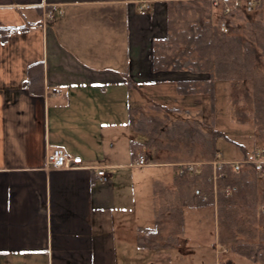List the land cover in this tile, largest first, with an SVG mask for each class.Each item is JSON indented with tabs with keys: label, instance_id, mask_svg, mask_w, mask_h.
<instances>
[{
	"label": "crops",
	"instance_id": "1",
	"mask_svg": "<svg viewBox=\"0 0 264 264\" xmlns=\"http://www.w3.org/2000/svg\"><path fill=\"white\" fill-rule=\"evenodd\" d=\"M164 8L165 0L149 11L136 0H0V264H132L151 250L171 263L172 251L188 244L187 210L213 209L184 207L175 247L139 242L140 230L156 226L164 190L192 162L154 153L132 124L145 109L132 102L135 84L171 88L175 103L186 97L175 82L154 80L151 44L165 35ZM135 142L149 165L135 164ZM55 150L82 157L84 167L47 168ZM156 166L172 170L153 181L147 223L131 224L132 193Z\"/></svg>",
	"mask_w": 264,
	"mask_h": 264
},
{
	"label": "trees",
	"instance_id": "2",
	"mask_svg": "<svg viewBox=\"0 0 264 264\" xmlns=\"http://www.w3.org/2000/svg\"><path fill=\"white\" fill-rule=\"evenodd\" d=\"M164 12L165 35L151 44L154 80L175 82L179 95L212 98L219 81H250L253 120L264 148V0L256 1L251 9L242 5L228 13L223 6L213 7L211 0H165ZM148 111L137 120L132 116L136 129L148 134L150 141L163 133L157 136L156 146L167 140L170 148L190 157L198 153L203 158L194 162L203 165L199 172L177 173L175 189L164 190L167 202L158 210L156 226L140 230V244L157 250L175 247L184 231V207H214L219 243L264 264V210L260 209L264 173L259 174L254 164H244L239 171L227 164L225 176L215 181L211 162L219 152L217 139L225 136L223 132L210 129L198 118L170 120L173 109L159 104L149 105ZM163 112L166 115L160 116ZM139 144L142 149L132 148L135 157L144 151V144ZM228 187L232 188L229 194Z\"/></svg>",
	"mask_w": 264,
	"mask_h": 264
},
{
	"label": "rangeland",
	"instance_id": "3",
	"mask_svg": "<svg viewBox=\"0 0 264 264\" xmlns=\"http://www.w3.org/2000/svg\"><path fill=\"white\" fill-rule=\"evenodd\" d=\"M144 88L140 84L133 86L132 102L138 103L139 99V104L145 107V109L143 108V110H139L135 114L136 120L140 118L141 113H151L148 110L152 101H159L164 104L170 103L171 105H176V107L183 108L182 111L170 112V120L198 118L210 129H217L223 132L225 136L217 139V146L219 152L226 159H240L245 153L251 155L254 150L263 145V142L257 136L258 128L253 120V86L250 81L217 82V89L213 98L210 95H189L182 97V99L178 98L176 103L170 97L172 94L171 88L159 91H149L144 90ZM159 115L165 116L166 114L163 112L159 113ZM158 135L156 134L150 141L151 146L154 147H152L154 153L155 151H164L162 154L164 157L167 153L166 151H168L182 160L192 162L202 160L203 157L198 153L190 157L183 150L176 151L174 148H170L167 140H164L161 146H156L155 143L159 140L157 138ZM162 135L163 133L158 137L161 138ZM146 137L147 135L142 133V141ZM162 147H165V149L161 150ZM244 149L246 152L243 151ZM155 158L152 155L150 163L157 161ZM156 167L152 169L156 174L154 179L142 181V186H136L132 193V196L136 198V202L132 205L131 224L139 219L142 223H147L146 221L149 219L147 214L151 215V212L150 210L148 211L146 206L150 207L152 204L153 181L158 177H162L161 175L165 173V170H172L165 167ZM145 176H147V173H145ZM263 205H261L260 209ZM213 210L215 211L214 207L213 209L187 210L185 238L188 244L183 248L179 246L172 251L171 263L165 257L156 258L155 251L151 250L144 253L147 255H141L138 260L132 259V264H261L252 262L233 252L228 246H222L219 243L218 223ZM194 215H200L201 217L195 218Z\"/></svg>",
	"mask_w": 264,
	"mask_h": 264
},
{
	"label": "built area",
	"instance_id": "4",
	"mask_svg": "<svg viewBox=\"0 0 264 264\" xmlns=\"http://www.w3.org/2000/svg\"><path fill=\"white\" fill-rule=\"evenodd\" d=\"M140 5V8L143 11H149L153 9V4L162 0H136ZM213 7H224L226 13L230 12L233 8L241 7L242 5H247L251 9L256 1L258 0H211ZM47 18H54L55 14L53 11L47 13ZM222 30L225 32L228 31V28L225 24L222 26ZM135 164L138 166H147L149 165L148 156L146 153H141L135 160ZM214 168L213 179L216 181L218 178L225 176L223 168L225 165H231L236 171L241 170L244 164H254L255 169L259 174L264 173V148L258 147L252 152V154H247L246 157L240 159H226L221 152H218L214 160L211 162ZM203 162H188L184 163L181 166L180 172L183 173L185 170L189 172H199ZM46 166L49 169H75L82 168L83 158L79 156H74L73 154L65 150H55L48 155ZM99 175L104 181L108 180L107 173L104 169H101ZM232 188L228 187L226 189L227 194L231 192ZM206 200V197H204ZM264 210V205L261 208Z\"/></svg>",
	"mask_w": 264,
	"mask_h": 264
}]
</instances>
